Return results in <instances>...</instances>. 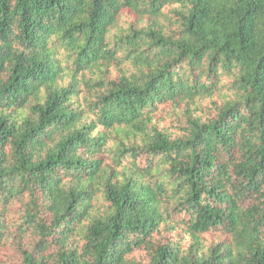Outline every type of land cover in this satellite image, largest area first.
Segmentation results:
<instances>
[{
    "label": "trees",
    "instance_id": "obj_1",
    "mask_svg": "<svg viewBox=\"0 0 264 264\" xmlns=\"http://www.w3.org/2000/svg\"><path fill=\"white\" fill-rule=\"evenodd\" d=\"M0 264H264V0H0Z\"/></svg>",
    "mask_w": 264,
    "mask_h": 264
},
{
    "label": "rangeland",
    "instance_id": "obj_2",
    "mask_svg": "<svg viewBox=\"0 0 264 264\" xmlns=\"http://www.w3.org/2000/svg\"><path fill=\"white\" fill-rule=\"evenodd\" d=\"M129 16H126L125 19H127ZM215 110V106H214V101H207L205 102L203 105H202V114L204 116H208L210 115L212 112H214ZM157 241H160L161 240V236L158 235L157 236Z\"/></svg>",
    "mask_w": 264,
    "mask_h": 264
}]
</instances>
